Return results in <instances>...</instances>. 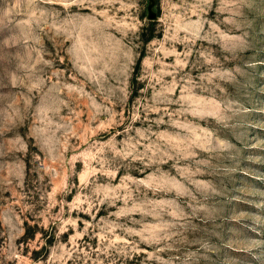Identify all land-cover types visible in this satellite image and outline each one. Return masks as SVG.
Listing matches in <instances>:
<instances>
[{"label": "rangeland", "instance_id": "obj_1", "mask_svg": "<svg viewBox=\"0 0 264 264\" xmlns=\"http://www.w3.org/2000/svg\"><path fill=\"white\" fill-rule=\"evenodd\" d=\"M0 264H264V0H0Z\"/></svg>", "mask_w": 264, "mask_h": 264}]
</instances>
